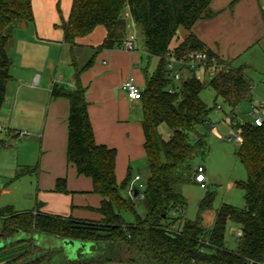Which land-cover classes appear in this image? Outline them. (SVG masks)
I'll return each instance as SVG.
<instances>
[{
    "label": "trees",
    "instance_id": "obj_1",
    "mask_svg": "<svg viewBox=\"0 0 264 264\" xmlns=\"http://www.w3.org/2000/svg\"><path fill=\"white\" fill-rule=\"evenodd\" d=\"M212 0H73L67 20L59 25L63 42L72 49L76 39L89 35L102 25L107 36L97 49H111L121 43L127 30L124 12L139 27L148 55L160 58L157 68L147 75L142 97V128L145 160L149 176L144 189L146 215L136 212V203L124 195L131 182L128 173L121 184L116 179V149L95 140L88 113L86 88L80 74L92 65V57L76 70L75 86L55 83L50 95L69 102L66 156L79 175L91 178L93 192L103 199L96 210L99 221L64 217L34 210L14 211L12 206L0 209L5 241L0 248V264H103L117 261L126 264H264V123L244 122L240 126L243 141L237 155L245 166L247 180L237 183L245 192V207L224 203L218 209L213 227L202 225V214L212 208L215 193L207 191L199 204L195 220H182L172 225L173 210H185L186 200L178 189L184 184H198L195 160L208 149L207 130L210 110L200 97L206 86L212 87L232 112L251 96L252 86L245 67H230L217 71L206 83L196 74L175 81L167 70L166 53L179 58L192 50L206 49L193 34L194 24L214 15ZM33 23L32 0H0V112L6 99L7 86L12 80L13 59L7 50L16 26ZM179 28L188 34L173 40ZM209 55L211 52L207 50ZM75 63V59L73 58ZM179 85H177V83ZM170 89L173 92H170ZM236 123V121H235ZM161 124L171 129L165 139L159 131ZM231 124H234L231 123ZM204 127L200 130V127ZM15 133V137L18 136ZM5 141L0 137V147ZM56 192H68L66 178H60ZM135 215L126 221L122 212ZM229 220L239 224L242 235L236 250L229 249L225 231ZM24 234L22 240H13ZM43 234L60 239L93 242L102 246V255L85 259L68 258L62 248L40 249L34 235ZM21 246L14 250V247Z\"/></svg>",
    "mask_w": 264,
    "mask_h": 264
},
{
    "label": "crops",
    "instance_id": "obj_2",
    "mask_svg": "<svg viewBox=\"0 0 264 264\" xmlns=\"http://www.w3.org/2000/svg\"><path fill=\"white\" fill-rule=\"evenodd\" d=\"M60 1L58 0V4ZM34 4L35 0H32L33 23L37 21L39 32L44 30L43 27H48L45 30L48 35L40 37L37 33V38H45L70 49V46L63 42V30L59 25L62 18L68 19L71 6L63 15L61 10L58 11L59 20L56 15L52 18L48 15L49 0L39 3L38 9ZM210 7L214 15L198 20L192 27V32L212 56H216L228 67L235 66L233 64L244 57L245 62L240 66L245 67V70L254 62L252 58L255 53L264 58V0H212ZM52 24L55 28L58 27L59 31L49 28ZM131 33L134 32L127 28L124 38ZM187 34L186 31L181 39ZM106 36L107 29L99 25L89 35L77 38L76 45L71 50L77 51L78 55L75 53L74 59L80 58L82 62H85L83 54L85 58L91 54L94 57L92 65L80 74L79 81L86 88L88 113L96 142L116 149L115 173L118 184H121L128 173L131 174V180L140 176L134 171V165L137 166L145 159L142 103L127 96L122 88V82L132 76L144 89L147 75L155 71L160 58L148 55L144 37L142 42L137 38L138 47L133 52L123 49L121 43L111 49H97ZM76 60L75 63L73 60L71 62L73 69L68 78L64 73H60L57 79L52 78L51 75L44 77V74L37 69L31 70L28 74L29 79L20 77L15 96L8 101L5 99L2 106L0 125L3 129L9 127L13 130L14 127V131H9V134L4 132V139L15 137L16 126L22 122L24 129L21 130L28 132L27 136L32 135L40 140V173L43 172L42 178L45 182L39 178L41 185V182H44L43 186H39L43 193L38 194L35 206L39 203L41 212L99 221L103 216L96 209L100 207L103 197L93 192L91 178L79 175L75 166L67 160L69 102L66 98H52L50 95L55 83L67 87H72L70 84L74 83L75 86V73L81 68ZM245 74L248 78L246 72ZM189 75V73L185 74V76ZM32 82L37 89L42 88L49 94L46 102L41 105L45 108L42 107L40 110H30L20 106L19 99H16L22 83L24 87L29 88ZM35 101L36 98L31 100V102ZM19 137L25 136L19 135ZM60 178H66L68 192L54 190ZM53 238L60 239L54 236ZM113 262H116L113 264H126Z\"/></svg>",
    "mask_w": 264,
    "mask_h": 264
},
{
    "label": "rangeland",
    "instance_id": "obj_3",
    "mask_svg": "<svg viewBox=\"0 0 264 264\" xmlns=\"http://www.w3.org/2000/svg\"><path fill=\"white\" fill-rule=\"evenodd\" d=\"M42 2L44 0H35V7L38 9L39 3ZM49 2L48 15L51 18L56 15L57 19H59L60 14L58 11L61 10L63 15L66 9L71 6V0H61L59 4L58 0H49ZM43 28L44 30L39 32L37 21L35 20V23L21 22L14 29L12 38L7 44V50L13 59V65L11 68L12 80L8 83L6 101L15 96L20 84L19 78L29 79L28 74L31 73L32 69L41 71L44 77H50L51 75L52 78L57 79L60 73H64L67 78L70 77V71L73 69L71 62L74 58L73 55L77 51H73L71 48L67 49L64 45L54 43L45 38H37V33H39L40 37L48 35L45 33L48 27ZM49 28L59 31V28H55L53 24ZM128 29L134 32L138 36L139 41L142 42L143 35L134 21L129 20ZM185 34L186 30L179 28L173 44ZM91 55L85 58L86 56L83 54L85 62H82L83 60L80 58L75 60L83 67L92 58ZM252 59L254 62L250 64L251 67L245 70L248 78L251 79V96L234 108L233 112L231 111L232 108L223 99L220 97L216 98V92L212 87L206 86L200 93L201 99L210 110L208 124L205 127L208 133V149L204 156H199L195 160V164H203L205 166L207 179L205 184H184L178 188L186 200V206L184 211L173 210L170 212L171 218H177L172 224L174 226H177L182 220L196 219L199 213L200 201L207 191L215 193L212 208L202 214V225L207 230L213 227L216 213L222 204H231L237 208L245 207V192L237 186V183L247 180L248 173L237 155L240 143L235 140L233 132L238 133L242 123L252 121V116L250 115L252 102L258 99L264 100V58L260 55L257 56L255 53ZM244 60V57L239 58V62L234 63L233 65L235 66L233 67H239L245 62ZM198 73L203 74L204 70L199 69ZM211 77L209 72H207L202 79L208 83ZM176 83L179 85L178 82ZM24 86L22 83L19 95H16L20 106H25L30 110H40L44 107L41 105L46 102V97L49 95L48 92L42 88L37 89L33 82L29 88ZM35 98L37 101L31 102ZM233 122L234 124H231ZM21 124L16 126L17 130L15 133L24 129ZM203 128V126L200 127V130ZM9 131H14V127L13 130L9 127L4 128L1 138L4 139V132L9 134ZM159 131L165 139L171 134V129L166 124H161ZM33 137L32 135L10 137L9 139H4L5 145L0 147V209L10 205L14 211H31L36 207L38 194L43 193L41 187L39 188L41 185L39 178L45 182V179L42 178L43 172L41 171L40 173V140L37 137L33 139ZM134 171H137L141 177L136 182V185L138 186L142 183L145 186L149 176L146 160L144 159L137 166L134 165ZM43 181L41 186L44 184ZM123 194L127 195V192L123 190ZM135 203L137 214L144 217L146 215L144 199L135 197ZM122 214L128 222H132L135 219V215L130 212L123 211ZM239 228V224L234 221L229 220L227 222L225 241L229 249L236 250L238 248L239 237L237 236V231ZM1 231L2 219H0V233ZM23 238H25L24 234H20L13 240H22ZM34 239L36 240L35 244L42 249L49 247L62 248L70 260L88 257L96 258L102 255L103 245H96L93 242H77V245H72L66 244L64 239L55 240L52 236L43 234L34 235ZM4 243L5 241L0 239V248L4 246ZM20 247L16 246L14 250ZM113 263L116 262L105 261L103 264Z\"/></svg>",
    "mask_w": 264,
    "mask_h": 264
},
{
    "label": "built area",
    "instance_id": "obj_4",
    "mask_svg": "<svg viewBox=\"0 0 264 264\" xmlns=\"http://www.w3.org/2000/svg\"><path fill=\"white\" fill-rule=\"evenodd\" d=\"M124 16L127 19V28L129 27V19L131 18L130 13L128 11L124 12ZM121 46L123 49L133 52L137 49V36L134 33L129 34L126 38H124L121 42ZM167 59V70L169 71V76L175 81H181L186 73L190 75L196 74L198 78H202L207 72L211 76H213L219 70H228L230 67L224 64V62L220 61L216 56H210L206 49L198 51L192 50L184 54L183 56L177 58L169 50L166 53ZM204 70V73H198V70ZM189 75V76H190ZM72 87L74 83L70 84ZM122 88L125 90L127 96L132 100H140L143 93V88H141L136 82L134 77H128L122 82ZM170 92L173 90L170 89ZM250 115L252 116V121L255 125L261 126L264 123V100H255L252 102ZM3 134V127L0 125V137ZM20 136H27L28 132L20 131L18 132ZM235 140L238 143H242L243 139L241 135L236 132H233ZM205 166L203 164H199L196 167V175L195 179L199 183H204L206 181L205 175ZM141 177L138 175L133 180H131L127 192L131 198L140 197L144 198V189L145 186L140 183L138 186L136 182ZM137 194L135 195V192ZM242 235V229L239 228L237 231V236L240 237Z\"/></svg>",
    "mask_w": 264,
    "mask_h": 264
},
{
    "label": "water",
    "instance_id": "obj_5",
    "mask_svg": "<svg viewBox=\"0 0 264 264\" xmlns=\"http://www.w3.org/2000/svg\"><path fill=\"white\" fill-rule=\"evenodd\" d=\"M136 194H137V191L135 192V195ZM64 240H65L66 244H72V245H77L78 244L77 242H79V243L82 242V241H79V240H72V239H64ZM82 243H87V242H82ZM39 248L42 249L41 247H39ZM49 248H52V247H49Z\"/></svg>",
    "mask_w": 264,
    "mask_h": 264
}]
</instances>
